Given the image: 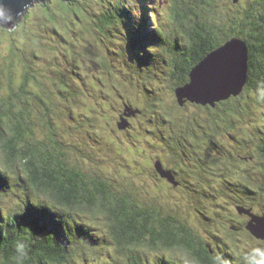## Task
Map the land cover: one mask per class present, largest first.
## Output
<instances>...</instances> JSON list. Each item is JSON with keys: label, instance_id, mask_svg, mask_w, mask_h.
I'll use <instances>...</instances> for the list:
<instances>
[{"label": "trees", "instance_id": "obj_1", "mask_svg": "<svg viewBox=\"0 0 264 264\" xmlns=\"http://www.w3.org/2000/svg\"><path fill=\"white\" fill-rule=\"evenodd\" d=\"M46 1V26L52 37H38L36 43L44 42L45 47L56 51H60L59 41L66 45V52L78 48L79 38L72 36L73 24L80 16L73 17L71 12L80 14L78 7H82L95 20L90 24L82 20L85 28L81 25L78 36L103 35L100 40L107 44L98 41L86 45H94L92 55L96 46L105 54L100 62L95 60L100 70L91 84L94 95L88 94L90 89L77 71L79 65L68 56L65 61L70 62L69 70L79 81L73 83L69 74L59 71L58 60L43 62L40 69H54L50 91L32 63L40 64L46 58L36 53L31 61L25 56L23 62L16 60L22 62L20 80L15 81L16 76L11 74L6 91L1 93L0 88V165L7 166H0V264H247L245 256L251 248H262L257 240L244 242L250 237L248 231L259 238L247 228L251 217L231 214L236 226L233 230L227 224L230 217L226 207L217 216L204 210L206 199L219 194L215 187L207 186L209 189L203 191V170L207 169L203 168V156L208 154L200 113L218 114L216 122H228L231 127L239 124V118L251 115L249 119L257 122L251 125L261 124L258 132H263L264 0H251L245 6L228 5L222 0H165L166 13L161 11V0H98L95 5L100 8L96 12L92 6L90 9L81 3L73 5L71 0H58L61 8L68 6L63 14L56 9L49 11L54 5ZM231 39L244 40L249 49L248 77L242 93L216 102V107L187 99L181 105L176 88L191 80L192 69L203 58ZM81 45L84 50L85 44ZM7 49L11 61L5 71L8 74L18 54L10 41ZM116 60L126 69H121ZM136 76L138 82L133 81ZM130 85L142 87L140 95L146 107L130 101L136 114L128 118L127 131L131 132L132 119L145 118L147 113L152 117L149 122L154 121L153 131L175 155L170 157L174 166L158 159L162 167L181 174L183 169L175 167L181 160L196 164L193 166L201 185H190L186 177L173 184L177 187L186 182L184 191L200 213L203 226L209 228L210 238L195 230L174 205L145 196L135 179L122 171L124 154L115 138L121 129L119 121L106 115L102 118L100 109L104 98L110 103L114 93L131 91ZM90 100L100 101L99 108L97 104L88 107L81 103ZM148 100L151 105L147 107ZM177 109L171 123L167 116ZM163 124L168 125L166 133L161 130ZM263 134L256 138L259 146L261 140L264 142ZM245 139L255 145L256 139L250 134ZM100 143L108 148L103 154L97 150ZM214 144L222 145L219 138ZM231 147L226 150L231 149V156L224 167L242 173L243 180H233L230 185L238 201L230 195L224 198L234 199L232 210L241 204L264 216V144L250 155L252 149L247 153L238 151L236 145ZM114 166L120 173L115 168L104 170ZM33 184L39 192L32 189ZM157 196L161 199L160 194ZM10 201H16L14 211L8 207ZM217 220H225L219 222L218 231L213 227Z\"/></svg>", "mask_w": 264, "mask_h": 264}, {"label": "rangeland", "instance_id": "obj_2", "mask_svg": "<svg viewBox=\"0 0 264 264\" xmlns=\"http://www.w3.org/2000/svg\"><path fill=\"white\" fill-rule=\"evenodd\" d=\"M97 1L98 0H94V1L71 0L73 5H78L79 3H81L86 8H90V9L92 6L94 8L93 11L95 10V12L100 8V6H96ZM222 1L228 5L241 4L242 6H245L246 3L250 2L251 0H237L236 2L235 0H222ZM43 2L45 3V0L34 1V4H32L29 7L27 12L23 14L19 18V20L13 23L12 26L9 24H5L6 22L0 23V44H1V48H0V88H1V93H4L6 89L8 88L9 76L11 74L16 76L15 81L20 80V73L22 72L23 57L25 56L28 58L29 61H31L33 59L31 55L36 53L46 58V59H42V61H39L40 64L34 63V60H32L33 61L32 63L35 64L37 71L38 72L40 71V74L42 75V79L44 80L43 85L47 87L50 91H52L53 89V85L51 84L53 81L50 80V77L51 75H53L54 69H51V70L48 69V71H46L45 69L44 71L40 69L39 67L40 66L42 68L44 67L43 62L44 64H47L49 60L50 61L54 59L58 60L57 65H60L59 71H65L64 74H69L71 80H73V83H75L78 79L75 77L74 74H71V69L69 70L70 62L68 63V61H65L66 57L68 56L69 60H71L72 62L75 61L76 64L79 65L77 71L81 74L82 77H84V81L87 84V88L90 89V91H88V94L94 95L95 93L94 88L93 89L91 88V84L93 83L95 76L98 74L100 70L99 65L96 64L95 60L100 62L102 58L101 55L104 56L105 54H101L99 52L100 47L96 46V48H94L95 54L92 55L90 51H92V48L94 47V45L93 47L91 46L88 47L86 45H89L90 42L93 44H97L98 41L101 42L102 44H105V43L107 44V41L100 40V38H103V35L101 37L96 34L85 33L84 39L82 36H78L81 25H82V28H85V23H82V20L83 22L90 24L95 20L94 16L86 13L82 7H78V9L82 11V13L80 14L75 15L73 11L71 12V15L73 17L75 16L76 17L80 16V17H78L76 19V22L73 24L74 32H73V36H72V33L69 34L70 38L71 36L72 38H77V39L79 38V42L81 44H85L84 50H83L84 48L83 45L79 44L78 48L76 49L73 48L71 50L67 49V52H66L65 51L66 45L60 44L61 41L58 42L60 51H56V49L51 50L44 46L45 45L44 42L40 44L34 41V39L38 37H41V38L48 37V39H51L52 37V34L49 29L50 27L46 26L47 25L46 21H47L48 16L47 15L45 16V14L46 13L48 14V10L46 7H44ZM46 2L50 3L51 5H54V6H51V8H49V11L56 9L58 13L63 14V12H65L64 10L68 9V6L61 8L58 0H48ZM166 4H168V1L161 0V7H162L161 11H164L165 13L167 12ZM58 26L60 27L62 25L59 23ZM92 32L95 33L94 30ZM8 40L10 41V44H15L17 48L16 54L18 55L13 58V62L15 64L14 66H12V69H13L12 73L10 71L7 74V72L5 71L8 70L7 68L11 64V61L8 60L7 58L8 56L7 47H9ZM17 44L20 45V48L22 49V54L21 52L19 54L20 48H18ZM79 48L81 51H79ZM105 51L106 50L104 49V52ZM16 60H20L22 62H19V61L16 62ZM115 63L118 64V66H120L121 69L122 68L126 69V67L123 64L118 63L117 60L115 61ZM57 65L54 64V67ZM45 74H47V77H45ZM133 81L138 82L137 76L135 77ZM122 82H124V80H122ZM130 86L132 87V90L129 91L128 89L124 91L122 93L123 95H120L119 93H114L110 103L108 101H104L105 98L102 100V105L100 109L101 114H103L102 118H106L105 117L106 115L108 118L110 117V119L112 118L113 120H118L120 124L121 122L125 120L124 117L126 116L124 114L130 111V108H128L127 106H130V104L133 105L132 102H130L131 100L133 101V103L135 102V105L137 104L139 106H142V105L144 106L143 99H141L142 97L140 95V93L142 94V90H143L142 87L139 86L138 88L135 85H130ZM150 99H153V98H150ZM167 101L169 103L170 96H167ZM150 102L151 101L148 100L147 107L148 105H151ZM81 103L83 104V106H86V105L96 106L97 104L99 108L100 106L99 104L101 102L100 101L92 102V100H90L88 103L86 101H82ZM212 107H216V105H212ZM225 107H228V106L225 105ZM189 109L194 110V108L192 109L189 108ZM177 111L178 109L176 110L175 113H170L167 116V117H170L169 119L170 121H172V118L176 116ZM256 111L260 112L261 110L258 109ZM207 112L208 111L204 112L203 110V112L200 113V114H203V122H204L203 140L207 147V150H205L206 151L205 153L208 154V155L203 156V168L204 169L207 168L205 169V171L203 170V191L206 188L209 189L207 186L211 188L215 187V191L219 194V196L217 194L215 195L213 194L214 195L213 197L206 199L204 210L206 212L207 210L208 211L210 210V212H207V213H209L210 215L217 216L218 214L222 213L223 209L226 207V212H227L226 214L228 215L229 213L230 214L233 213V210H232L233 200L232 199L226 200L224 197L228 195H230L231 197L235 196L236 191L235 190L232 191L230 185H233V183L235 182L233 180H236V181L238 179L243 180V174L238 173V172L236 173L233 172L230 166H226L227 169L224 167L226 158L228 157L230 158L231 156L230 154L231 149L230 151H226V150L227 148H232L231 144H233V146L234 145L238 146L239 148L238 151L246 150V152L248 153L250 149H252L248 155H250L254 150L257 151L259 144L256 138L259 135L262 136V134L264 133V127L261 128L263 132L261 133L258 132L259 130L258 128L260 127L261 124H258L256 126L257 128L253 127L251 123H255L256 121H252L251 119H249L251 115L244 116L243 120L239 118V124L235 127H231L230 126L231 124H229L228 122H222L223 124L220 125L218 122H216V119L217 120L220 119L218 117V114H216L215 116L214 115L210 116V114H208ZM185 113L187 114L188 112H185ZM144 116L145 118L140 117V118L132 119L130 121L131 122V126H130L131 132H129V130L127 131L128 128L125 130L120 129L121 131L118 130L116 132L117 135L115 138H117L116 140H119L120 144L122 145V154H124L123 159L121 158L122 160H120V163L124 167L122 171L126 173L125 175L126 177L128 178L133 177L135 179L136 183L143 188L142 193L145 196L147 194L150 197L158 198L160 201L168 203L172 206L174 205L173 207H175L179 211L178 213L184 216L185 218H187L195 230L197 229L199 233H201V235L202 234L204 235L205 238H210L211 237L209 235L210 232L209 233L207 232L209 228H207L206 230V228L203 226V220L201 218L200 213L194 208L193 203L191 202L190 198L187 195V192H185L186 190L184 191L183 187L187 186L186 182L176 187L173 184V182L169 181L167 177H164L166 179L164 178L162 179L157 169L155 171L154 165L156 166L155 162L158 161V159L163 160V161L166 160L170 166L172 165L174 166L175 162H173L171 165L170 157L171 156L175 157V155L173 153L170 154V151L166 150L165 146H167V143L164 141L163 138L159 137L156 134V132L153 131L154 121L149 122V120H151L152 117L150 115H147V113L146 115L144 114ZM171 123H173V121ZM150 128L152 129V132L148 131V129ZM161 130H164L166 133L168 131V125L163 124V128H161ZM249 134L253 140L256 139L254 146L251 141H248L245 139V137H249ZM206 136H209V137H206ZM218 138L221 140V144L223 146L222 145L215 146L214 144L215 139H218ZM213 139H214V142L212 141ZM107 149L108 148L106 144L104 145L100 143L97 146V150L98 152H100V154H103ZM239 154L241 156L244 155L243 153H240V152ZM157 155L158 156L161 155V157H158ZM254 160L253 162L255 163V165L258 166V163H256L257 160L256 159ZM193 165H196V164L191 160H187V161L181 160V162H179V164H177L175 167L179 168L181 171L183 169L184 172L181 174L177 172L176 174L173 173L174 180L176 182H179V180L182 179L181 177H186L190 185H192V182H194L198 186L201 185V183L199 182L200 180L199 174L196 173L197 168H195ZM118 166H120V164H118ZM228 167H230L231 169ZM113 168L118 169V173H120V169L117 168L116 166L110 167L104 170L109 172ZM213 170L217 172H214ZM218 187L220 188L218 189ZM192 188L194 187L192 186ZM158 193L161 195V199L160 197L157 196L159 195ZM202 194L203 193L197 196L198 197L202 196ZM224 201L226 202L225 205L222 204ZM201 208L203 209V203L201 205ZM229 217L231 218V215H229ZM217 221L218 222L213 224V227L215 226L214 229H216V231H218L220 228L219 222L220 224H223L225 220L223 221L217 220ZM227 222H228L227 224H230L229 220ZM222 228L224 229V226ZM218 234L223 235V233H218ZM231 241L236 246V243L232 239ZM83 255L85 254L83 253Z\"/></svg>", "mask_w": 264, "mask_h": 264}, {"label": "water", "instance_id": "obj_3", "mask_svg": "<svg viewBox=\"0 0 264 264\" xmlns=\"http://www.w3.org/2000/svg\"><path fill=\"white\" fill-rule=\"evenodd\" d=\"M36 0H16L13 8L8 9L5 5L0 4V9H3L8 17L5 24L12 26L15 23V19L18 18L25 10H27ZM237 1V0H236ZM235 1V2H236ZM222 49H227L226 52H221ZM248 46L242 39H231L219 48L211 51L200 63H198L191 71H195L201 65L206 62L211 65L215 71L213 76V87L210 90H197L191 86H187V83L176 88V94L181 105L184 104V99L192 102H198L215 105L216 102L221 100H228L232 96H239L244 90V86L247 83L248 77ZM245 54L246 58H242L240 55ZM190 73V79H191ZM195 75V73H194ZM130 111L124 114V121L119 124L121 129L129 127L128 118L133 114H136L135 109L131 106ZM156 169L163 177H167L170 182L178 185L179 182L174 180V174L170 170H165L162 167L160 161L156 162ZM236 209L238 213H246L251 217L247 228L257 237L264 238V234L259 233L257 230L261 223H264V216H259L243 205H237Z\"/></svg>", "mask_w": 264, "mask_h": 264}, {"label": "snow or ice", "instance_id": "obj_4", "mask_svg": "<svg viewBox=\"0 0 264 264\" xmlns=\"http://www.w3.org/2000/svg\"><path fill=\"white\" fill-rule=\"evenodd\" d=\"M16 0H0V4L5 5L8 9L14 7ZM8 17L5 11H0V23L7 22ZM227 49H222L221 52H226ZM215 69L207 62L201 65L191 73V81L187 86H191L197 90H210L213 87V76ZM195 73V75H194ZM257 230L259 233L264 234V223H261Z\"/></svg>", "mask_w": 264, "mask_h": 264}, {"label": "clouds", "instance_id": "obj_5", "mask_svg": "<svg viewBox=\"0 0 264 264\" xmlns=\"http://www.w3.org/2000/svg\"><path fill=\"white\" fill-rule=\"evenodd\" d=\"M27 10H25V11H27ZM0 11H3V9H0ZM0 166L7 167L6 165H0ZM32 189H34L37 192H39V190H38V188H37V186L35 184L32 185ZM237 199L238 198H236V200ZM239 205H241V204H239ZM16 206H17L16 201H10L9 204H8L9 209H11L13 211L15 210ZM233 206H234V199H233ZM49 208L52 209L51 207H49ZM232 214L237 215V214H240V213H238L237 209L235 208V210H233V213ZM228 215H231V214L229 213ZM230 220L229 221H230V226H231L232 225V221H233L232 216H231ZM225 247H224V249H225ZM245 259L247 260V264H264V249H262L260 247H252L251 250H250V252H248L246 254ZM66 264H69V261H66Z\"/></svg>", "mask_w": 264, "mask_h": 264}, {"label": "flooded vegetation", "instance_id": "obj_6", "mask_svg": "<svg viewBox=\"0 0 264 264\" xmlns=\"http://www.w3.org/2000/svg\"><path fill=\"white\" fill-rule=\"evenodd\" d=\"M213 142H214V139H213ZM264 144V142H262V140H261V144H260V149L262 148V145ZM262 155H264V149L262 150ZM259 163V162H258ZM263 163H264V161H263ZM232 198H234V199H236V196H232ZM245 216L248 218L249 216L247 215V214H245ZM231 228L234 230L235 228H236V226L235 225H231ZM243 233V232H242ZM248 233L250 234V237H247L246 239H244V242L245 243H250L252 240H257L258 242H261V247L262 248H264V239L263 238H253L252 236H251V233L248 231ZM242 247H244V244H242ZM258 247V246H257Z\"/></svg>", "mask_w": 264, "mask_h": 264}, {"label": "bare ground", "instance_id": "obj_7", "mask_svg": "<svg viewBox=\"0 0 264 264\" xmlns=\"http://www.w3.org/2000/svg\"><path fill=\"white\" fill-rule=\"evenodd\" d=\"M242 58H246V55L245 54H242V55H240Z\"/></svg>", "mask_w": 264, "mask_h": 264}]
</instances>
